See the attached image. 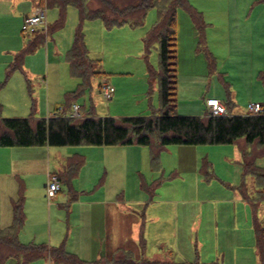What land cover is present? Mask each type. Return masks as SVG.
<instances>
[{"label":"rangeland","instance_id":"obj_1","mask_svg":"<svg viewBox=\"0 0 264 264\" xmlns=\"http://www.w3.org/2000/svg\"><path fill=\"white\" fill-rule=\"evenodd\" d=\"M14 1L0 0V5H3L0 6V51L4 50L0 53V118H25L31 112L34 117L39 118L46 117L49 111L57 115H65L66 112L64 113L62 108L68 103L78 104L81 107L79 110L81 116L92 112L96 116L119 118L151 115L158 110L157 80L152 79L150 74V71L157 72L159 69L158 44L153 42L147 51L143 43L145 33L157 20L156 8L148 10L143 25L138 27L123 25L108 29L100 19H86L82 22L81 28L89 56L99 60V63L95 65V70H105L106 76H103L108 78L109 85L115 91L112 93V98L107 100L99 91V84L101 85L104 80L102 78V82L99 80L101 75L94 76L90 85L85 86L78 95H73L79 88L80 80L70 74L65 54L72 44L80 21L78 10L72 5L66 7L63 26L52 32H50V26L59 18V9L57 7L46 8V28L36 33L42 40L33 51L25 53L22 67L24 72L16 70L8 76L5 75V68L12 59L11 49H21L23 45L27 47L28 40L33 37V35L22 34L21 14L30 12V9L39 3L38 0H23L15 6ZM186 1L190 5L192 18L202 27V33L200 37L196 28L194 29L197 38H193L188 33L184 20L187 16L191 18V15L184 7H179L176 29V111L181 115H203L205 111L204 94L221 93L229 101L230 112L239 113L236 107L232 111L234 101L230 95H227V89L231 83L234 86L237 83L241 87L240 81H237L234 74L235 68L247 70V64L244 63L249 62V54L247 50H244V46H241V41L247 38L251 26L261 31L257 37V44H259V49L264 48V3L260 0ZM230 36L231 45L229 46ZM234 36L240 47L233 46ZM234 54L240 58L233 59ZM253 89L257 96L260 95L258 90ZM241 90V99H246L250 90ZM262 94L264 103V92ZM54 105H58V109H54ZM243 106L240 105L242 108ZM205 148L226 149L230 147L227 144H208ZM248 150L256 154L255 165L264 168V145H248ZM222 156L224 155H219V159ZM214 159L219 160L216 157ZM223 164L225 165L223 161L217 162V166L220 165L219 170L222 177L228 175L223 170ZM219 170L217 169V174H215L217 177L220 175ZM207 172L203 175V182L197 185L200 195L211 203L208 204L209 207L204 203L206 207L204 212H207V209L211 210V207L223 210L224 205L220 206L218 200L225 199L227 194L218 183L212 182L214 181L212 167ZM246 175L244 174V181L247 188L252 190L253 183L249 184L251 174ZM36 180L38 182L39 178L37 177ZM44 183L46 182H42ZM223 186L226 187L225 184ZM127 191L130 195L136 192L135 190ZM63 192H68L66 186ZM171 194H173L172 198L187 201V203L178 205L179 214L183 213L184 216L178 217L177 220L173 219V227L163 234L155 231V234L160 236L154 235L153 239L144 236L142 249L138 245L137 252L132 250L133 248L130 249L134 259L143 256L149 259L170 260L173 258L177 261L221 262L223 264H254L257 261L251 209H249V221L243 220L240 214H235V217L232 215L230 220L220 222L218 232L212 235L208 233L209 237L206 238L204 245L200 246L197 233L187 227L193 217L192 214L197 211L193 195L186 193L179 195L178 191L176 193V190L172 188ZM63 196L61 194V197ZM73 202L66 199L64 204L57 209H55L57 205L51 206L54 222L59 221L54 224L59 226L58 228L66 227L69 216L67 209L72 207L71 225L80 220L81 226H84L85 212L79 204L76 205L77 203ZM236 208L237 212L243 211L239 205ZM31 215L33 218L40 217L36 208ZM16 262L17 259L8 258L4 264H16ZM28 264L48 263L43 258H39Z\"/></svg>","mask_w":264,"mask_h":264},{"label":"crops","instance_id":"obj_2","mask_svg":"<svg viewBox=\"0 0 264 264\" xmlns=\"http://www.w3.org/2000/svg\"><path fill=\"white\" fill-rule=\"evenodd\" d=\"M21 2L23 0H15L14 4L16 6ZM38 4L33 6L30 12L21 14L22 21L23 17L31 13ZM190 19V16H187L184 24L188 33L193 38H197L195 26ZM260 34L259 29L251 26L247 38L241 41V46H244V50L249 54V62L244 63L247 64V70L235 68L234 75L237 81H240L241 87L237 83L236 86L231 83L227 89H230L227 95H230L234 101L233 108L236 107L238 115L248 114L246 106L250 102L262 104L264 110L262 102L264 81L259 76L260 72L264 71V48L259 49L257 44V37ZM233 39L235 40L233 46L240 47L235 36ZM228 43L230 46L231 36ZM20 50L11 49L12 59L9 63ZM2 52L4 50L0 51ZM232 58L240 57L234 54ZM20 71L24 72V69ZM2 72L4 73V69ZM101 72L103 73L100 74V78L98 77L99 80L102 82L104 79L103 81L108 83V78L104 77L105 70ZM253 88L258 90L260 95L257 96ZM241 89L250 90L246 99H241ZM207 98H217L224 103L226 100L225 95L221 93L204 94L203 114L207 110L205 102ZM241 104L244 105L243 108L240 107ZM54 109H58V105H54ZM70 109L71 106L68 105L67 108L63 107L62 111L67 113ZM53 115L55 113L49 111L46 117ZM227 145L230 148H205L208 145H167L160 148L158 168L152 167L149 147L138 144L0 146V226L11 225L13 203L19 197H23L25 221L18 233L20 241L45 242L54 247L63 246L66 251L87 261L110 258L118 249L130 252L133 248L132 250L137 252L136 247L137 245L140 247V237L147 236L153 239V236L157 235L155 231L163 234L173 227V219L177 220L178 217L184 216L183 213L179 214L178 205L187 201L172 198V188L176 193L178 191L179 195L185 193L193 195L197 211L192 214L193 217L187 227L197 233L200 246H203L206 238L209 237L208 233L212 235L218 232L220 222L230 220L232 215L235 217V214H240L243 220L249 221V209L252 211L253 225L258 221L264 227V192H261V187L256 185L252 175L249 176L251 178L249 184L253 183L250 184L252 190L247 188L244 181L242 150L246 147V143L240 139ZM219 155L224 156L219 159ZM215 157L225 163L222 167L224 172H227V176L222 177L220 165L217 166L219 160L215 161ZM73 162H80L76 170L70 169V163ZM211 167L214 171L212 182L218 183L227 197L218 200L220 206L224 205L223 210L211 207V210L207 209L208 211L204 212L206 208L204 203L207 206L211 203L200 195L197 185L203 182L204 173H208L207 170ZM217 169L220 179L215 175ZM50 171L57 172L60 177V190L55 194H49L46 187L47 174ZM42 182L46 183L42 184ZM223 184L231 189L224 187ZM65 186L68 192L62 193ZM127 190L136 192L130 195ZM60 193L64 196L61 197ZM72 195L76 196L73 200ZM66 199L69 202L74 201L73 203L79 204L83 209L84 226H81L80 220L71 225L73 207L67 209L69 216L65 228L54 225L59 221L54 222L51 206L57 205L55 207L57 209ZM237 205L243 208V211L237 212ZM33 208L38 210L40 217H32ZM176 227L178 228V224ZM43 259L48 264H55L49 259ZM254 264H259V257Z\"/></svg>","mask_w":264,"mask_h":264},{"label":"trees","instance_id":"obj_3","mask_svg":"<svg viewBox=\"0 0 264 264\" xmlns=\"http://www.w3.org/2000/svg\"><path fill=\"white\" fill-rule=\"evenodd\" d=\"M264 3V0H260ZM39 5L57 7L59 18L50 26V32L61 28L65 20L66 7L75 6L79 14V25L73 41L65 54L70 74L80 80L78 95L85 86L91 84L94 76L100 75L95 65L99 60L89 56L81 24L86 19H100L110 29L128 25H143L149 9H157V20L145 33V50L153 42L158 44V71H150L151 78L157 80L159 108L151 115L112 117L96 116L94 113L81 117L55 114L36 118L31 113L25 118H0V146H64V145H129L148 146L152 167L158 168L160 148L167 145H218L232 144L242 139L246 147L242 150L244 174H251L257 186L264 192V168L255 165L256 154L248 150V145H264V113L232 114L229 101H225L226 114L179 115L177 100L176 29L177 9L184 7L191 15L186 0H38ZM201 37L199 23L192 18ZM38 35V36H37ZM34 34L21 48L12 62L7 64L5 75L22 70L24 55L33 51L41 42L39 34ZM259 76L264 81V71ZM229 92V90H227ZM68 100H70L68 98ZM69 102V101H67ZM72 106L68 103L65 107ZM233 108V107H232ZM81 107L79 106V110ZM80 162L70 163L76 170ZM243 187V185H241ZM76 196L72 195L73 200ZM13 220L10 226H0V264L8 258L17 259L16 264H28L39 258L63 264H223L221 262L199 263L168 259H134L124 249L116 250L110 258L87 261L65 250L63 246H50L45 242H22L18 233L24 225L23 197L13 203ZM259 264H264V227L254 222ZM140 248L144 238L140 237Z\"/></svg>","mask_w":264,"mask_h":264},{"label":"built area","instance_id":"obj_4","mask_svg":"<svg viewBox=\"0 0 264 264\" xmlns=\"http://www.w3.org/2000/svg\"><path fill=\"white\" fill-rule=\"evenodd\" d=\"M46 6L38 5L35 9L26 14L23 17L22 21V34L25 36H32L36 34L38 31H44L46 28ZM100 92L103 98L109 100L112 98V93L114 92V88L110 86L106 81L100 85ZM206 112L210 115H221L226 114V105L224 102L217 98H207L206 99ZM264 113L262 104L258 102H250L248 104V114H260ZM66 116L69 117H80L79 105L72 104V107L69 112L65 113ZM47 190L49 194H55L60 190V177L57 172H48L47 174Z\"/></svg>","mask_w":264,"mask_h":264}]
</instances>
